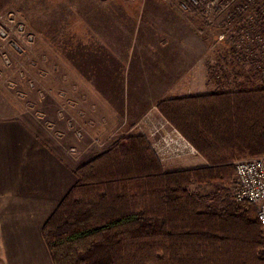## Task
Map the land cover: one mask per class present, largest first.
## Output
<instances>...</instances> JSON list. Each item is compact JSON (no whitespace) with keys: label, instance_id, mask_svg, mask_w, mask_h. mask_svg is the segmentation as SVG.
I'll use <instances>...</instances> for the list:
<instances>
[{"label":"trees","instance_id":"1","mask_svg":"<svg viewBox=\"0 0 264 264\" xmlns=\"http://www.w3.org/2000/svg\"><path fill=\"white\" fill-rule=\"evenodd\" d=\"M156 111L206 166L164 172L146 137L119 139L77 168L75 185L44 225L52 263L264 264L254 207L205 209L190 190L229 183L235 162L264 158V87L166 99Z\"/></svg>","mask_w":264,"mask_h":264},{"label":"rangeland","instance_id":"2","mask_svg":"<svg viewBox=\"0 0 264 264\" xmlns=\"http://www.w3.org/2000/svg\"><path fill=\"white\" fill-rule=\"evenodd\" d=\"M75 1L80 0H11V5L6 3V7H11L0 15V30L4 28L7 36L6 39L0 37V79L5 81L9 89L6 90V97L10 96L14 107H20L26 113L38 132L51 145L56 141L59 151L68 158L70 168L73 165L74 174L77 168L103 154L119 139L135 136L138 133L136 129L141 124L153 120V107L154 115L160 119L156 105L162 100L170 99V96H166L154 104L140 105L133 100L142 98L143 87L124 86L113 89L116 94L114 101L120 102L123 113L109 116L106 112L108 116L104 119V110L110 112L113 109L101 102L105 99L98 94V89L95 92V89L83 86L82 75L90 76L92 80L98 79L101 71L114 70L111 67L114 65L123 70L125 75L128 69L126 67L129 66L126 74L129 76L128 84L136 83L135 80L132 82L131 75H139L137 83L144 84L145 77L141 69L146 71V66L149 68L161 63L167 66L170 59L178 58L170 52L173 45H180L182 51L194 47V39H184L182 35L180 41L177 38L173 44H170V40L163 41L161 46L158 44L161 49L168 43L170 46L165 51L162 50L163 56L153 59L155 53L150 49L153 38L149 39L147 33L156 31V28L149 27L157 25V17L154 16L160 14L156 13V9L143 10L142 6L144 3H175L174 0H81L83 3L106 4L97 15L88 14V11L94 9L89 8V4L86 5V16H76L74 19L69 17L73 21L69 23L68 10L72 13V5L79 6V3H73ZM240 1L244 0L219 3L218 17L213 21L207 19L209 23H215L213 34L214 31L216 34H225L226 29L234 25L226 23L227 17L238 18L245 12V3H239ZM188 10L180 7V11L184 13H188ZM188 20L191 21V18L187 22ZM196 24L194 21V25ZM134 26H138L136 32L133 31ZM21 27L23 31L20 30ZM130 30L137 35L134 45L129 39ZM233 30L234 28L228 30L226 34ZM30 36L31 40L28 39ZM208 43L204 48L208 57L204 60L208 68L214 61L209 68L211 71L208 69L205 73L202 72V76H199L200 72L195 74L197 81L211 84L207 89V92H211L205 95L254 91L264 87V72L250 67L256 64V60L248 62L250 56L242 50L241 45H232L229 37L223 40L218 37L214 42L212 34ZM212 51H215L214 54ZM118 79L121 80L120 75ZM144 108L149 110L148 115L151 114L142 118L138 112ZM135 109L139 111L135 112ZM194 155L203 160V167L206 166L204 158L196 152ZM235 188L234 174L229 183L216 181L194 184L190 190L204 194L224 191L233 194Z\"/></svg>","mask_w":264,"mask_h":264},{"label":"crops","instance_id":"3","mask_svg":"<svg viewBox=\"0 0 264 264\" xmlns=\"http://www.w3.org/2000/svg\"><path fill=\"white\" fill-rule=\"evenodd\" d=\"M0 3H2L0 4V15H2L11 7H6V3L11 5V0H0ZM73 3H79V6L72 5V13L68 10L69 20L67 19V22L69 23H73L70 18L86 16V5L89 4V8L94 9L88 11V14L97 15L102 12L106 4L83 3L81 0ZM180 7H185V5L144 3L142 6V9H156V13L160 14L154 16L157 17L155 21L157 25L153 24L149 27V29L156 28V31L147 33L149 39L153 38V42H150V49L155 53L153 59L163 56L162 50L165 51L177 38L180 41L182 35L184 39H194V47H190L187 51L186 49L182 51L183 48L180 45H173L170 52L178 58L170 59L169 65L161 63L149 66V68L146 66V71L141 69L145 77L144 84L137 83L139 75H131L132 82L135 80L136 83L128 84L129 76L126 74L129 66L126 67L128 69L125 75L117 65L111 66L114 70L101 71L98 79L92 80L90 76L82 75L83 86L93 88L95 92L98 89V94L105 99L101 102L113 109L110 111L112 113L104 110L102 116L104 119L108 116L106 112L109 116L123 113V106L120 107V102L114 101L116 94L113 89L120 87H143L142 98L138 101L133 100L134 103L138 102L140 105L154 104L166 96L172 99V97L205 95L211 92H207L211 84L197 81L195 74L200 72L199 76H202V72L205 73L214 62L209 64V68L206 66L207 62L204 59L208 57V54L204 48L209 44L208 39L211 34L215 42L222 32L216 34L214 31L213 34L215 23L206 22L201 10L195 8L184 13L180 11ZM210 12L213 21L220 13L219 7ZM188 18H191V21L187 22ZM192 25L195 26L193 31ZM233 26L230 29H233ZM136 28L138 29V26L133 27L134 32ZM230 29H226L224 33L226 34ZM133 31H129V39L134 45L137 35L135 36ZM167 40H170V44L167 42L168 44L161 49L158 44L161 46L163 41ZM215 51H212V54ZM221 52L224 53L223 50ZM119 75L121 80L118 79ZM6 90L9 89L5 81L0 79V264H53L42 236V229L75 185L74 168L73 165L70 168L68 158L59 151L56 141L51 145V142H48L38 132L36 125L29 120L26 113L20 107L17 109L14 107L12 104L14 101L12 102L10 96L6 97ZM7 93L13 95L10 91ZM155 96H157L156 100ZM15 100L18 98L15 97ZM88 102L92 103L90 100ZM154 109L153 107L151 111L153 120L150 119L148 124H141L136 129L138 133L135 135L147 138L160 159L164 172L203 167V160L194 155L192 147L174 129L162 118L158 119L159 117L154 115ZM138 111L135 109V112ZM148 111L144 108L140 111L141 113H138L143 118L148 115ZM192 192L198 193L205 199V209L215 208L216 211H223L233 208L236 203L231 193L222 192L213 195L214 193Z\"/></svg>","mask_w":264,"mask_h":264},{"label":"built area","instance_id":"4","mask_svg":"<svg viewBox=\"0 0 264 264\" xmlns=\"http://www.w3.org/2000/svg\"><path fill=\"white\" fill-rule=\"evenodd\" d=\"M236 1L174 0L175 3H193L195 7L204 10V16L208 19H212L210 11L218 8L219 3L228 4ZM239 3H245V12L238 18L228 16L226 23H234V30L229 34L220 35L219 38L223 40L225 37H229L232 45H241L242 50L247 56H250L248 62L256 60V64L251 68L264 72V0H244ZM20 30L23 31V27ZM0 37L7 38L4 28L0 30ZM31 37L28 39L31 40ZM234 174L236 179V188L233 193L234 202L248 203L254 207L257 221L262 228L264 257V158L237 161L234 164Z\"/></svg>","mask_w":264,"mask_h":264}]
</instances>
